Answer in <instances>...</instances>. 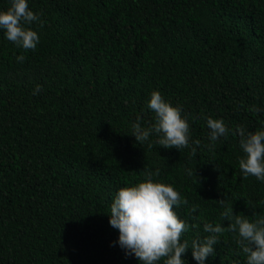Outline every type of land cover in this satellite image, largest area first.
I'll return each mask as SVG.
<instances>
[{
  "label": "trees",
  "instance_id": "obj_1",
  "mask_svg": "<svg viewBox=\"0 0 264 264\" xmlns=\"http://www.w3.org/2000/svg\"><path fill=\"white\" fill-rule=\"evenodd\" d=\"M10 4L0 0V10ZM28 4L43 21L31 25L35 50L0 29V264H140L120 246L110 207L121 187L157 169L153 179L188 201L175 207L190 226L182 241L191 246L209 235L205 223L221 224L205 264H246L221 214L264 216V181L243 177L232 135L238 125L264 130V0ZM153 90L182 109L189 147L131 135L134 123H155ZM207 117L222 119L228 135L212 142ZM182 258L198 264L191 247Z\"/></svg>",
  "mask_w": 264,
  "mask_h": 264
},
{
  "label": "clouds",
  "instance_id": "obj_2",
  "mask_svg": "<svg viewBox=\"0 0 264 264\" xmlns=\"http://www.w3.org/2000/svg\"><path fill=\"white\" fill-rule=\"evenodd\" d=\"M33 22H40L43 26L40 17L29 9L28 0H11L6 10H0V29L4 30L7 40L24 50H35L40 40L37 31L31 28ZM24 59L23 55L17 57L18 62ZM40 91L41 86L37 85L33 94ZM147 107L154 113L155 123L144 128L136 122L131 129V135L140 145L155 133L158 136L155 143L159 146L179 150L189 147V123L179 106H173L158 90H153ZM252 110L258 111L256 108ZM207 126L212 142L228 135L229 129L222 119L207 117ZM232 135L239 137L240 148L245 154L239 159L243 177L254 176L264 181V130L246 131L238 125L232 130ZM200 144L199 139L194 141L195 146L191 147L193 156ZM214 146L213 143L211 147ZM192 174L189 169L188 175ZM143 175L146 179L139 183L121 187L110 207L109 223L119 231V244L126 255H134L140 264H158L162 259L164 264H185L183 254L191 247L193 259L198 264H205L207 258L214 254V245L219 243V235L225 228L221 224L205 223L203 230L209 235L193 239L189 246L188 241L181 238L190 226L175 211V207L187 205V199L182 200L172 185L153 179L154 175L159 176L158 169L155 173L146 170ZM219 202L223 205L224 199ZM197 207L192 206L191 211L196 212ZM221 215L230 222L228 231H238L237 244L246 254V264H264V216L252 221L230 210ZM191 227L198 228L199 225Z\"/></svg>",
  "mask_w": 264,
  "mask_h": 264
}]
</instances>
